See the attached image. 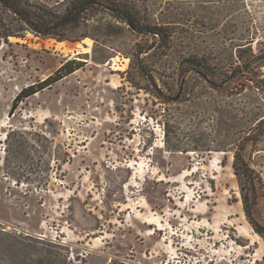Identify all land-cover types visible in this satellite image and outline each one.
I'll return each mask as SVG.
<instances>
[{
	"label": "rangeland",
	"instance_id": "374dc122",
	"mask_svg": "<svg viewBox=\"0 0 264 264\" xmlns=\"http://www.w3.org/2000/svg\"><path fill=\"white\" fill-rule=\"evenodd\" d=\"M137 2L0 40V264H264V0Z\"/></svg>",
	"mask_w": 264,
	"mask_h": 264
},
{
	"label": "trees",
	"instance_id": "16d2710c",
	"mask_svg": "<svg viewBox=\"0 0 264 264\" xmlns=\"http://www.w3.org/2000/svg\"><path fill=\"white\" fill-rule=\"evenodd\" d=\"M64 3L62 10H56L41 0H0V40L19 37L22 32L26 31L41 37L57 38L59 41L69 40V33L75 31L85 21L90 20L99 10L107 11L117 21L130 26L137 33L153 36L162 45L168 46L172 39V33L168 27L145 22L137 0H64ZM1 13H5L15 24L13 23L12 27L4 25L5 20ZM84 65L85 62L82 61H68L54 76L38 85L35 84L24 89L16 98L14 107L24 99L52 87L63 78L83 68ZM257 65L258 62L254 57V59L244 62L243 66L238 69L252 73ZM188 67L190 71L201 76L207 73L204 64L199 62H191ZM239 161H241V157L236 156L235 165ZM247 214L251 224L262 234L248 209ZM114 264L125 263L115 261Z\"/></svg>",
	"mask_w": 264,
	"mask_h": 264
}]
</instances>
